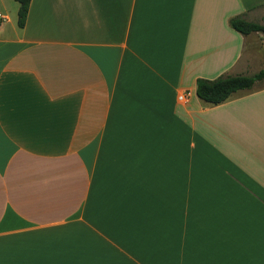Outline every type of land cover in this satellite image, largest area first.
Here are the masks:
<instances>
[{
	"label": "crops",
	"instance_id": "1",
	"mask_svg": "<svg viewBox=\"0 0 264 264\" xmlns=\"http://www.w3.org/2000/svg\"><path fill=\"white\" fill-rule=\"evenodd\" d=\"M19 7L0 0V264H264V80L197 95L264 70V34L230 25L264 0H32L24 28Z\"/></svg>",
	"mask_w": 264,
	"mask_h": 264
},
{
	"label": "trees",
	"instance_id": "2",
	"mask_svg": "<svg viewBox=\"0 0 264 264\" xmlns=\"http://www.w3.org/2000/svg\"><path fill=\"white\" fill-rule=\"evenodd\" d=\"M20 7L18 12V25L20 28L26 26L28 14L32 0H16ZM1 24V20H0ZM231 27L242 35L252 33L264 34V25L249 22L241 16L230 20ZM264 80V70L253 76L244 75H223L215 80L199 79L197 81L198 97L211 105H219L230 98V96L240 90H250L258 82Z\"/></svg>",
	"mask_w": 264,
	"mask_h": 264
},
{
	"label": "rangeland",
	"instance_id": "3",
	"mask_svg": "<svg viewBox=\"0 0 264 264\" xmlns=\"http://www.w3.org/2000/svg\"><path fill=\"white\" fill-rule=\"evenodd\" d=\"M260 23H262V25H264V18L260 21ZM256 47V46H255ZM258 48V47H256ZM258 51V50H257ZM252 54V53H251ZM254 54V53H253ZM256 56V57H255ZM254 58L256 59L255 61V64L254 65H257V63H260V65L262 66V61H263V58H262V55L259 54L258 52H256V54H254ZM264 84V82L262 83Z\"/></svg>",
	"mask_w": 264,
	"mask_h": 264
},
{
	"label": "built area",
	"instance_id": "4",
	"mask_svg": "<svg viewBox=\"0 0 264 264\" xmlns=\"http://www.w3.org/2000/svg\"><path fill=\"white\" fill-rule=\"evenodd\" d=\"M187 97H188L187 94H186V95H181V96L179 97V99H180V100H187Z\"/></svg>",
	"mask_w": 264,
	"mask_h": 264
}]
</instances>
